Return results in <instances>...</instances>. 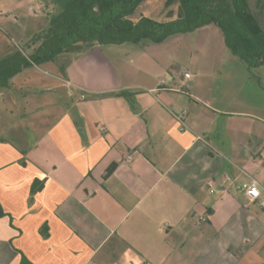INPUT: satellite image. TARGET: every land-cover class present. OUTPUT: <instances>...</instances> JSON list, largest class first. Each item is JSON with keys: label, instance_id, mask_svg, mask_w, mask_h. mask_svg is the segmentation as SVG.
I'll list each match as a JSON object with an SVG mask.
<instances>
[{"label": "crops", "instance_id": "obj_1", "mask_svg": "<svg viewBox=\"0 0 264 264\" xmlns=\"http://www.w3.org/2000/svg\"><path fill=\"white\" fill-rule=\"evenodd\" d=\"M134 44L0 88V264H264V206L239 187L264 199V131L234 125L264 122L250 69H170Z\"/></svg>", "mask_w": 264, "mask_h": 264}, {"label": "trees", "instance_id": "obj_2", "mask_svg": "<svg viewBox=\"0 0 264 264\" xmlns=\"http://www.w3.org/2000/svg\"><path fill=\"white\" fill-rule=\"evenodd\" d=\"M53 1L58 11L48 16L47 26L34 33L24 47L0 58V88L23 69L54 61L63 53L96 45L157 43L209 24L222 29L228 47L249 66L264 64V30L248 0H165L163 15L144 10L147 0ZM66 66H62L63 72ZM39 188L36 181L32 193ZM4 214L0 204V216ZM22 264L31 263L23 259Z\"/></svg>", "mask_w": 264, "mask_h": 264}, {"label": "rangeland", "instance_id": "obj_3", "mask_svg": "<svg viewBox=\"0 0 264 264\" xmlns=\"http://www.w3.org/2000/svg\"><path fill=\"white\" fill-rule=\"evenodd\" d=\"M164 2L165 0H147L143 8L146 11H154L156 15H163ZM258 2L248 0L251 12L264 30V0H261L259 5ZM172 7L175 8L176 4ZM57 11L58 6L53 0H0V50L7 53L24 47L34 33L47 26L48 16ZM222 36V29L216 24H211L191 32L170 35L161 42H152L148 48L170 69H234L233 78L236 83L240 78L245 80V69H250L247 82L250 84L251 105L259 108L264 120V64L249 66L239 54L228 47L226 41L222 42ZM134 45L136 44L127 42L124 45L111 44L103 47H108L109 50L110 47L122 49ZM75 53H63L54 61L27 69H62ZM237 69H242L241 74H237ZM234 125L238 128L245 126V129L249 127L264 131V122L254 117H243L242 120L234 117Z\"/></svg>", "mask_w": 264, "mask_h": 264}, {"label": "built area", "instance_id": "obj_4", "mask_svg": "<svg viewBox=\"0 0 264 264\" xmlns=\"http://www.w3.org/2000/svg\"><path fill=\"white\" fill-rule=\"evenodd\" d=\"M193 76L192 72L186 71L183 76L182 85L178 90H182L183 85ZM85 96V95H83ZM129 158H132V156H129ZM240 189H242L245 194L249 197L251 201H258L262 206H264V199H261V190L259 188L257 180H253L250 183H244L239 186ZM207 217L202 216L201 220L205 221Z\"/></svg>", "mask_w": 264, "mask_h": 264}]
</instances>
